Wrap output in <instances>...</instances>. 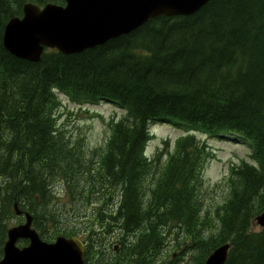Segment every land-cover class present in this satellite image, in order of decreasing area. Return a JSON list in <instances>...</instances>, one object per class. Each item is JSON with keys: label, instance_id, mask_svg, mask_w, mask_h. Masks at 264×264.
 Here are the masks:
<instances>
[{"label": "trees", "instance_id": "obj_1", "mask_svg": "<svg viewBox=\"0 0 264 264\" xmlns=\"http://www.w3.org/2000/svg\"><path fill=\"white\" fill-rule=\"evenodd\" d=\"M27 2L65 4L0 0V260L18 204L44 240L81 237L85 264H168L160 254L169 242L204 264L227 241L225 264H264V228H253L264 209V0H211L193 16H159L82 53L47 49L37 63L3 45ZM61 95L126 110L100 158L66 136ZM168 120L188 134L162 164L163 151L151 159L146 148L150 123ZM191 132L244 138L252 148L254 162L231 167L229 197L212 216L204 169L216 153Z\"/></svg>", "mask_w": 264, "mask_h": 264}, {"label": "water", "instance_id": "obj_2", "mask_svg": "<svg viewBox=\"0 0 264 264\" xmlns=\"http://www.w3.org/2000/svg\"><path fill=\"white\" fill-rule=\"evenodd\" d=\"M211 0H65V5L33 2L24 5V15L6 25L3 45L13 56L40 62L46 49L65 55L82 53L132 33L159 16H193ZM16 215L25 222L8 230L0 264H84L85 244L78 236L59 235L43 240L34 228V216L18 204ZM264 227V213L256 218ZM29 240L28 245H18ZM229 246L215 249L204 264H225Z\"/></svg>", "mask_w": 264, "mask_h": 264}, {"label": "rangeland", "instance_id": "obj_3", "mask_svg": "<svg viewBox=\"0 0 264 264\" xmlns=\"http://www.w3.org/2000/svg\"><path fill=\"white\" fill-rule=\"evenodd\" d=\"M60 97L63 106L58 113V122L63 127L66 136L73 144L79 145L87 155L100 158L106 150L113 121L122 119L126 115V110L109 101L79 105L69 101L65 96L61 95ZM150 131L152 138L147 145L146 153L151 159H155L157 153L163 151L162 164L169 157L170 151H174L177 139L188 134L183 125L175 124L169 120L151 122ZM191 133L207 142L216 153L215 157L207 159L204 169L203 198L206 201V211H209L212 216L215 209L229 197L228 178L231 167L239 165L243 161L254 162L251 158L252 148L250 141H246L244 138L234 139L229 136L228 138H219L209 137L199 132ZM56 188L63 199H68L65 196L63 184H56ZM24 220L25 218L22 217H14L11 220V225H18ZM253 228L257 231L261 230L257 224H254ZM114 241V235H109L108 239L104 241V243L108 242L105 248L108 256L114 255ZM191 253L187 251L180 255L176 244L169 242V245L162 250L160 260L170 264L172 259L178 258L176 264H194Z\"/></svg>", "mask_w": 264, "mask_h": 264}, {"label": "bare ground", "instance_id": "obj_4", "mask_svg": "<svg viewBox=\"0 0 264 264\" xmlns=\"http://www.w3.org/2000/svg\"><path fill=\"white\" fill-rule=\"evenodd\" d=\"M239 139V138H238ZM115 210V209H114ZM264 213V209L258 214V216H260V215H262ZM18 216V215H17ZM18 217H22V218H25L24 216H18ZM257 218V217H256ZM256 218H255V224H257L258 226H260L258 223H257V221H256ZM24 222H25V220H24ZM23 223V222H22ZM21 224V223H20ZM34 225V224H33ZM14 226V225H13ZM205 227H207L208 228V224H207V221L205 220V225H204ZM12 227V226H11ZM10 227V228H11ZM261 227V229L262 228H264V227H262V226H260ZM35 228V227H34ZM36 229V228H35ZM209 229V228H208ZM39 232V231H38ZM58 237V236H57ZM56 237V238H57ZM71 237H73V236H71ZM71 237H69V238H71ZM79 237V236H78ZM7 238H8V235H7ZM80 238V240H82V242H84V240L81 238V237H79ZM44 240V239H43ZM21 241H23V240H20L19 242H18V245L19 246H21V247H23V246H25V245H28V244H23V245H21L20 244V242ZM29 241V240H28ZM46 241V240H45ZM55 241V240H54ZM48 242H53V241H48ZM84 244H85V254H86V248H87V243L86 242H84ZM225 245H228L229 246V250H228V258H229V254H230V250H231V248H232V242H230V241H227V242H225V243H222V244H220V245H218L215 249H217V248H220V247H222V246H225ZM211 255V254H210ZM209 255V256H210ZM208 256V257H209ZM3 257H4V255H3ZM207 257V258H208ZM84 260H86L85 259V255H84ZM207 260V259H206ZM206 262V261H205ZM204 262V263H205ZM84 264H85V262H84ZM129 264H133V263H129Z\"/></svg>", "mask_w": 264, "mask_h": 264}]
</instances>
